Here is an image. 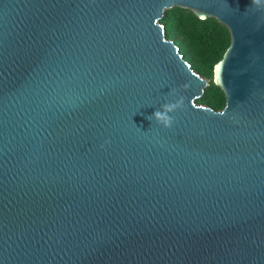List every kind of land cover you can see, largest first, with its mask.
<instances>
[{
	"label": "water",
	"instance_id": "water-1",
	"mask_svg": "<svg viewBox=\"0 0 264 264\" xmlns=\"http://www.w3.org/2000/svg\"><path fill=\"white\" fill-rule=\"evenodd\" d=\"M174 8L228 33L218 111ZM0 264H264V0H0Z\"/></svg>",
	"mask_w": 264,
	"mask_h": 264
},
{
	"label": "trees",
	"instance_id": "trees-1",
	"mask_svg": "<svg viewBox=\"0 0 264 264\" xmlns=\"http://www.w3.org/2000/svg\"><path fill=\"white\" fill-rule=\"evenodd\" d=\"M164 37L171 40L179 55L199 77L207 79L197 104L214 111L223 107L224 98L211 82L212 67L228 45L226 29L214 19L198 20L186 10L174 8L164 12L160 21Z\"/></svg>",
	"mask_w": 264,
	"mask_h": 264
},
{
	"label": "clouds",
	"instance_id": "clouds-1",
	"mask_svg": "<svg viewBox=\"0 0 264 264\" xmlns=\"http://www.w3.org/2000/svg\"><path fill=\"white\" fill-rule=\"evenodd\" d=\"M181 107L182 98L176 100L174 103H165L161 105L159 109H156L151 116L147 117V119L151 120L152 122L154 121L163 129H168L173 124V117L170 114Z\"/></svg>",
	"mask_w": 264,
	"mask_h": 264
}]
</instances>
